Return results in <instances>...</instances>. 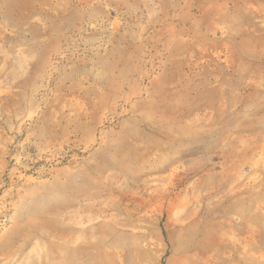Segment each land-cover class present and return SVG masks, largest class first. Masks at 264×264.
<instances>
[{
    "label": "rangeland",
    "instance_id": "1",
    "mask_svg": "<svg viewBox=\"0 0 264 264\" xmlns=\"http://www.w3.org/2000/svg\"><path fill=\"white\" fill-rule=\"evenodd\" d=\"M0 264H264V0H0Z\"/></svg>",
    "mask_w": 264,
    "mask_h": 264
}]
</instances>
